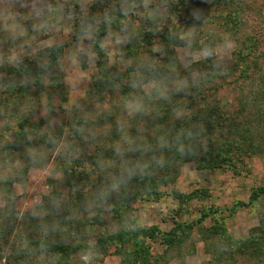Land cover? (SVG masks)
<instances>
[{"label": "trees", "instance_id": "1", "mask_svg": "<svg viewBox=\"0 0 264 264\" xmlns=\"http://www.w3.org/2000/svg\"><path fill=\"white\" fill-rule=\"evenodd\" d=\"M166 4L169 17L177 22L170 19L167 26L161 28L162 41L166 38L174 46L185 47L190 52L206 48L194 37H178L184 25L201 24L202 8L199 5L190 7V0H167ZM239 13L237 10L234 15L227 14L223 18L229 36L237 44L229 66H219L216 60L208 57L186 69H164L170 77L168 80L163 78L164 81L159 79L163 72L156 73L157 70L149 65L137 75L132 71L111 78L102 72L94 78L97 85L88 97L81 98L79 104L76 102L71 107L66 106L63 80L53 66L62 54V47H48L24 66H0V169L13 162L17 152L24 153L39 146L43 149L52 147L64 132L73 130V136L83 134L81 126L86 123L76 117H96L89 125L91 130L100 117L103 119L99 120V125L100 122L114 120L110 142L119 140L132 149V154L141 156L148 152L150 156L137 159L140 167L132 176L134 185L131 184L125 193L119 192L106 207H100L98 204L101 202L97 201L92 218L87 217L82 205V218L63 219V206H72L66 202L58 208L60 210H54L56 219L48 222L46 228L36 224L32 228L29 225L24 231H13L0 226V264H93L89 259L99 264L108 254L117 256L119 264H170L172 260L185 264V255L194 252L192 244L185 245L193 226L198 228L201 240L208 242L206 253L209 257L202 264H236L240 257L247 259L248 264L254 260L256 264H264V228L263 235L254 231L236 240L217 222L209 227L202 226L203 221L216 212L212 209L202 210L194 223H175L169 231H162L156 225L139 226L130 217V204L137 199L142 196L159 198L157 189L173 181L174 172L173 175L171 172L174 166L195 162L218 169L235 161L242 162L244 156L264 154V17L234 19ZM248 24H252L250 35L239 36V30L248 28ZM107 29L108 24L98 23L96 43L100 42ZM152 38L144 31L141 46L130 43L127 55L137 56L138 50L149 44ZM147 52L152 57L151 50ZM162 52L161 49V57ZM39 62L40 66L33 69ZM165 62L177 66L174 58L170 61L167 56ZM31 76L33 83L29 82ZM136 78H140L138 85ZM149 80L153 88L145 93L142 86ZM40 94H45L42 105L47 116L36 118L33 117L35 112L32 114L27 110L23 114L22 98L26 96L34 103L40 100ZM58 94L61 98L56 101L54 98ZM89 101L90 104L98 103L97 110L87 115L81 112V115L80 106L85 108ZM103 103L108 104L101 109ZM58 110L62 115L68 113L67 118L57 117L54 112ZM249 117H252L251 121ZM116 118L122 125L115 122ZM53 119L59 120L57 127ZM102 151L104 154L107 152L104 147ZM236 152L239 155H231ZM35 160L30 159L27 164L37 166ZM27 170L21 169L20 174H26ZM60 170L68 174L66 167ZM2 181L10 187L17 179L7 177ZM74 185L70 183L69 187ZM198 192L178 195L180 205L197 197ZM255 192L249 196L251 200L260 193L264 194V188ZM71 215L68 210L67 216ZM44 224L47 221L44 220ZM148 241L157 242L164 249L154 253ZM85 256L89 259L85 260Z\"/></svg>", "mask_w": 264, "mask_h": 264}, {"label": "rangeland", "instance_id": "2", "mask_svg": "<svg viewBox=\"0 0 264 264\" xmlns=\"http://www.w3.org/2000/svg\"><path fill=\"white\" fill-rule=\"evenodd\" d=\"M190 1V7L199 5L202 8L203 20L200 25L188 23L189 25L181 27L178 37H194L197 43L207 46L196 52L174 46L166 38L162 41L161 28L166 27L170 19L173 23L177 22L175 18L169 17L167 0H0V66H24L29 59L32 60L46 48L62 47V54L53 62V66L62 77L67 107L76 102L79 104L81 98L86 99L94 85H97L94 78L102 72L111 78L120 74L127 75L132 71L137 75L149 65L157 70L156 73L163 72L159 79L168 80L169 73L164 69H186L208 57L216 60L219 66H229L237 44L226 30L224 15L230 16L233 12L234 15L239 10V16H234V19H262L264 0ZM98 23L108 24V29L100 42L96 43ZM248 25V28L239 30V36L245 33L250 35L252 24ZM182 30L185 31L184 34ZM144 31L149 33L150 38L153 37L152 41L144 44L137 56L127 55V45L130 43L141 46ZM161 49L164 51L162 57ZM147 50H151L152 57L146 53ZM205 52L210 54L205 55ZM167 56L170 61L174 58L176 67L165 62ZM39 66L40 62L32 68ZM262 67L264 72V66ZM1 77L2 75L0 80ZM30 78L29 82L33 83L34 79L32 76ZM136 79L138 85L140 78ZM152 88L151 81L142 86L145 93ZM30 93L32 98V90ZM43 96L45 94H40V100L34 103L26 96L22 98V113L26 114L24 111L27 110L32 111V114L36 113L33 117H46L42 105ZM227 96L230 98L228 94ZM59 97L60 94L54 99L58 101ZM115 98L117 99V94ZM89 104L86 109L80 106L79 113L87 115L97 110L98 103ZM107 104H101L100 108H105ZM54 113L60 118H67L68 115H62L60 110ZM76 118L86 123L81 126L83 134L73 136V130L64 132L52 147L43 149L39 146L24 153L17 152L13 162L0 169V226L13 231H24L29 225L32 228L36 224L46 228L49 226L48 222L56 219L54 210L62 208V204L66 202L72 206H63V219L66 217L69 221L82 218V205L88 213L87 217L92 218L97 201L101 202L98 204L100 207H106L107 203L117 198L119 192L125 193L131 184L134 185L132 176L137 173V167H140L137 159L150 157L148 152H141L139 156L132 154V149L119 140L111 143L114 133L111 125L114 120L100 122L99 125V120L103 119L100 117L94 130H91L89 125L96 117ZM249 118L251 121L252 117ZM118 119L115 122L122 125ZM53 120L57 127L59 120ZM103 136L106 138L102 139ZM103 147L107 150L106 154L102 151ZM236 153L231 155H239V152ZM30 159H36L37 166L28 165ZM64 167L68 169L67 175L60 170ZM23 168L28 170L21 175ZM173 172V181L157 189L160 193L158 199L142 196L130 204L131 220L142 227L156 225L162 231H169L175 223H194L202 210L212 209L216 212L203 221V227L217 222L223 226L224 232L236 240L254 231L263 235L264 194L260 193L254 200L249 196L264 188V154L244 156L242 162L235 161L218 169L187 162L174 166L172 175ZM7 177L15 178L17 182L9 187L2 181ZM70 183L76 185L71 188ZM196 191H199L197 197L180 205L178 195ZM39 205L42 207L38 208ZM68 210L72 213L71 217L67 216ZM44 220L47 224H44ZM190 233L185 245L188 247L192 244L194 252L185 255L184 262L202 264L209 257L206 253L208 242L201 240L196 226H193ZM147 243L152 246L154 253L164 249L157 242ZM255 261L251 264H256ZM89 262L94 264L90 259ZM119 263L117 256L108 254L99 264ZM170 264L178 263L172 260ZM236 264H248V261L240 257Z\"/></svg>", "mask_w": 264, "mask_h": 264}, {"label": "clouds", "instance_id": "3", "mask_svg": "<svg viewBox=\"0 0 264 264\" xmlns=\"http://www.w3.org/2000/svg\"><path fill=\"white\" fill-rule=\"evenodd\" d=\"M209 54H210V53H208V52H205V55H209ZM84 259H85V260H87V259H88V257H87V256H85V257H84Z\"/></svg>", "mask_w": 264, "mask_h": 264}]
</instances>
